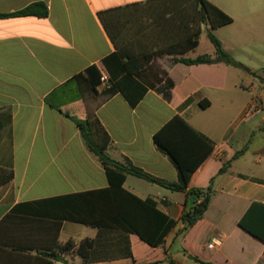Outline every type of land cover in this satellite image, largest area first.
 Returning <instances> with one entry per match:
<instances>
[{"label":"crops","instance_id":"1","mask_svg":"<svg viewBox=\"0 0 264 264\" xmlns=\"http://www.w3.org/2000/svg\"><path fill=\"white\" fill-rule=\"evenodd\" d=\"M207 1L233 22L212 30L202 20L199 0H0V14L34 3L48 8L46 18H0V170L5 171L0 179L13 173L0 186V264H84L74 251L58 254L57 246L95 239L99 230L64 218L57 199L109 187L103 165L75 123L90 113L111 138L113 160L130 161L167 182L178 181V170L155 136L181 118L200 135L178 124L163 140L196 168L190 188L206 189L215 177L207 212L185 234L177 236L183 229L179 223L157 248L131 234L134 259L90 264H169L164 263L168 256L176 264H199L196 258L264 264V242L239 226L252 203L264 204V0ZM210 30L239 67L176 62L215 59ZM116 54L115 64L127 66L123 73L115 67L117 79L146 89L135 107L120 92L106 95L108 86L101 81L93 94L83 93L73 80L92 67L110 77L103 60ZM168 80L170 100L161 92ZM257 96L263 112L243 122ZM124 188L142 200L153 199L176 221L193 204L192 197L134 176H127ZM117 238L108 234L103 251L113 252ZM216 238L220 244L209 249ZM55 254L64 261H54Z\"/></svg>","mask_w":264,"mask_h":264},{"label":"trees","instance_id":"2","mask_svg":"<svg viewBox=\"0 0 264 264\" xmlns=\"http://www.w3.org/2000/svg\"><path fill=\"white\" fill-rule=\"evenodd\" d=\"M199 2L202 4L200 10L202 20L204 22H209L212 30L229 25L233 22L232 17L219 10L207 0H199ZM27 16L46 18L48 17V8L44 3H34L16 13L0 14V18ZM212 30L208 31V38L216 48L215 59H212L209 56H200L196 59H180L176 60V62H182L187 65L223 62L233 67H239L240 64L234 61V59L224 50L222 43L213 34ZM197 45L198 41L194 43V47ZM119 59V56L116 54L103 60V64L110 74L109 86L104 92L106 95H113L120 92L129 101L131 106L135 107L144 96L146 89L141 88L139 83L134 82V84L127 86L125 80L117 79V76L115 75V67H118V64L115 63H117L116 61ZM120 65L121 68L118 67V70L121 69L120 72L123 73L126 71L127 66L126 64ZM100 79L101 75L95 67H92L85 73L73 78V80L80 86V89L83 90V93L86 91L93 94L97 92L96 88L100 85ZM172 88L173 83L168 80L163 91H161L167 100L171 99ZM46 101L55 108V105L51 102V97H48ZM202 107L205 106L202 104ZM65 116L69 117L67 114ZM75 123L78 126L88 150L95 155L103 165L109 180V187L57 199L62 201L61 209L65 210V214L63 215L64 218L76 223L95 227L99 230L98 236L95 239H85L78 244L74 241H68L65 245H58V254H65L74 251L83 259L84 264H90L101 259H134L130 243L131 234L139 236L142 241L153 248H157L165 244L166 238L179 223L183 225V229L177 236L185 234L204 217L212 199L215 177L210 180V185L206 189L190 188L192 175L196 168L188 166L185 159H183L175 149L171 148L163 140L166 133L178 124L183 125L196 135H200L188 127L181 118H175L155 136V143L160 152L168 156L178 170L179 178L177 182H167L157 179L135 167L130 161L121 163L113 160L108 153L111 138L96 115H89L83 121L75 120ZM209 142L214 144L211 140H209ZM212 150L213 147L208 154H211ZM244 152L245 149L238 151L231 160L224 162L218 175L227 172L232 162L243 155ZM207 156L209 155H206L202 162L206 160ZM3 173H5V171L0 170V178ZM127 176L145 179L157 183L173 192L183 193L187 197L193 198V204L191 207H187L186 205L181 219L176 221L163 213L158 208V203L153 199L148 198L142 200L128 192L124 188ZM12 177L13 173L11 171L7 172L5 178L0 179V186L3 183L10 181ZM239 226L253 237L264 242V204L252 203L239 221ZM108 234L118 236L116 240L117 248L109 254L103 251V248L107 247L106 237ZM182 252L186 253L183 249ZM58 254L52 255L53 260L64 261V259ZM195 261L199 264H211L199 261L197 258ZM166 262L169 264H176L170 256L166 258L164 263ZM150 264H161V262Z\"/></svg>","mask_w":264,"mask_h":264},{"label":"built area","instance_id":"3","mask_svg":"<svg viewBox=\"0 0 264 264\" xmlns=\"http://www.w3.org/2000/svg\"><path fill=\"white\" fill-rule=\"evenodd\" d=\"M100 81L105 84L106 86H109V76L108 75H102ZM263 112V103L262 100L257 96L254 97L247 108L245 109L243 115H242V121L243 122H249L258 115H260ZM220 244V239L216 238L213 239L212 243L209 244V249H214L216 246Z\"/></svg>","mask_w":264,"mask_h":264},{"label":"rangeland","instance_id":"4","mask_svg":"<svg viewBox=\"0 0 264 264\" xmlns=\"http://www.w3.org/2000/svg\"><path fill=\"white\" fill-rule=\"evenodd\" d=\"M262 37H263V35H262ZM90 115H93L92 113H90ZM82 120V119H81ZM85 120V119H84ZM83 121V120H82ZM158 194H161L160 192H157ZM181 253H183V252H181ZM176 254V253H175Z\"/></svg>","mask_w":264,"mask_h":264},{"label":"water","instance_id":"5","mask_svg":"<svg viewBox=\"0 0 264 264\" xmlns=\"http://www.w3.org/2000/svg\"><path fill=\"white\" fill-rule=\"evenodd\" d=\"M189 259H194L191 255H189V257H188Z\"/></svg>","mask_w":264,"mask_h":264}]
</instances>
